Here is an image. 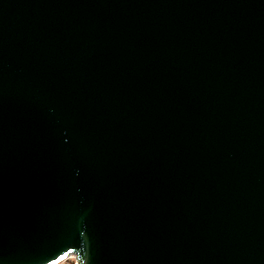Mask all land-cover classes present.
Here are the masks:
<instances>
[{"label": "water", "instance_id": "95a60500", "mask_svg": "<svg viewBox=\"0 0 264 264\" xmlns=\"http://www.w3.org/2000/svg\"><path fill=\"white\" fill-rule=\"evenodd\" d=\"M264 264V0H0V264Z\"/></svg>", "mask_w": 264, "mask_h": 264}, {"label": "built area", "instance_id": "2783aa9c", "mask_svg": "<svg viewBox=\"0 0 264 264\" xmlns=\"http://www.w3.org/2000/svg\"><path fill=\"white\" fill-rule=\"evenodd\" d=\"M56 264H75V256L74 255H67L64 259H62L60 262Z\"/></svg>", "mask_w": 264, "mask_h": 264}]
</instances>
